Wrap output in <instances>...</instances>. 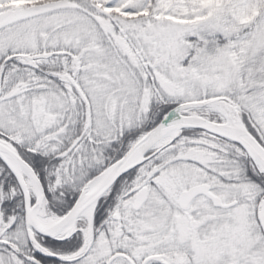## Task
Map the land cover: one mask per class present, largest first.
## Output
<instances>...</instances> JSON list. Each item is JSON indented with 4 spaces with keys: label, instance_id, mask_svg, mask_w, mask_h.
<instances>
[{
    "label": "snow or ice",
    "instance_id": "obj_1",
    "mask_svg": "<svg viewBox=\"0 0 264 264\" xmlns=\"http://www.w3.org/2000/svg\"><path fill=\"white\" fill-rule=\"evenodd\" d=\"M0 264H264V0H0Z\"/></svg>",
    "mask_w": 264,
    "mask_h": 264
}]
</instances>
